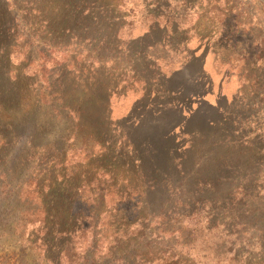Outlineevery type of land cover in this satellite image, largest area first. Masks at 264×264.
<instances>
[{"label": "trees", "instance_id": "1", "mask_svg": "<svg viewBox=\"0 0 264 264\" xmlns=\"http://www.w3.org/2000/svg\"><path fill=\"white\" fill-rule=\"evenodd\" d=\"M145 1L138 33L113 0H0V264H264L259 5L233 26L255 32L242 87L230 101L221 81L213 105L211 38L180 13L194 0ZM175 39L163 74L152 51ZM118 61L161 87L115 119Z\"/></svg>", "mask_w": 264, "mask_h": 264}, {"label": "rangeland", "instance_id": "2", "mask_svg": "<svg viewBox=\"0 0 264 264\" xmlns=\"http://www.w3.org/2000/svg\"><path fill=\"white\" fill-rule=\"evenodd\" d=\"M113 1L122 4L123 8L121 13L124 18L128 17L130 20L134 19L138 33L147 29L149 20L147 19V14L155 8L154 5H148L146 2L149 1L145 0ZM233 1H235V5L237 6L235 9H232L234 8ZM250 1L253 2L252 7L255 6V2L259 5V7L256 8V12H254V15L251 17L253 18L251 24L259 25V28L262 30L264 27V0ZM247 2L248 0H194L193 3L196 4L195 8H189L184 13L182 11L180 12L183 14L182 22L184 27L187 29L195 28L199 30L198 32L200 35L211 38V49L207 57L205 69L210 78L214 80V94L206 97V101L213 105L217 102V87L223 80L225 84L222 94L226 95L227 99L231 101L234 98L233 96L239 93L243 84L240 77L242 71L245 69L244 58L247 52L256 50V45H253L254 43L252 42L255 32L249 31L253 30L254 26L246 30H243V28L239 29L238 32H235V28L233 27L234 25L238 26V23H247L245 20L248 16L246 13L243 14V10L247 7ZM181 6L182 0H171V9L176 10L177 8H181ZM217 6L218 8L215 9ZM172 14H174V12ZM129 29L130 27H127V30ZM188 33L190 35L187 40L189 41L188 46L189 49L193 50L197 47L198 39L196 36L198 35L195 34V36L190 32ZM184 38L185 36L183 35L182 39ZM179 41V39H175L172 45L173 47L170 46L163 49L155 48V50L152 51L151 55L157 60L161 73L168 74L174 69H179L181 66L184 55L181 51H174H177L176 45ZM204 50L205 47L200 50V53ZM139 64L140 63H137V65ZM112 68V73L124 77L121 79L122 82L119 85V93H122V95H120L119 101H116L117 104L119 103V106L116 108V111H114L115 119L122 117L130 108L131 104L139 99L147 88H158V90H160L159 87H161V84L151 83L146 87L144 82L138 80L134 81L132 79L134 73H132L131 69H128V71L126 66L121 65L119 61L112 65ZM228 69L231 70L233 76L226 77V71ZM142 76L146 77V75ZM143 103L145 104V102ZM198 104L199 103H195L191 108L196 110ZM190 113L189 110H185V115H190ZM184 138L186 141L189 139V137ZM184 138L182 139L184 140Z\"/></svg>", "mask_w": 264, "mask_h": 264}]
</instances>
